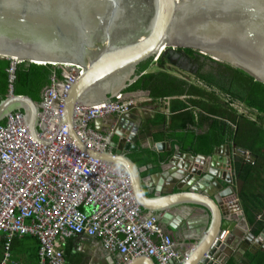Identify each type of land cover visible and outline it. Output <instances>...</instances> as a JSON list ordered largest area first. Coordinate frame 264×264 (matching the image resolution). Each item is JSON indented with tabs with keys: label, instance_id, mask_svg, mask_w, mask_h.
<instances>
[{
	"label": "water",
	"instance_id": "water-1",
	"mask_svg": "<svg viewBox=\"0 0 264 264\" xmlns=\"http://www.w3.org/2000/svg\"><path fill=\"white\" fill-rule=\"evenodd\" d=\"M176 49L194 50L264 83V0H0V57L84 67L67 94L62 122L69 125L80 149L126 172L138 203L177 242L185 237L189 248L193 246L187 254L181 252L184 261L178 264H227L230 258L244 264L243 254L262 242L251 232L234 234L233 219L242 207L230 168L232 157L244 151L224 144L207 156L178 147L165 159L171 144L155 143L150 136L142 145L143 124L132 112L110 121L108 126L116 125V133L104 150L90 149L75 129L76 106L107 102L127 92L147 73H138L140 64ZM140 92L127 93L139 97ZM41 107V101L10 90L0 97V123L21 110L29 132L39 139ZM104 122L96 119L95 128L101 130ZM147 146L160 155L165 178L155 189L160 194L153 197L145 191V167L131 157ZM189 204L208 208L210 216L181 225L171 215ZM224 231L229 235L222 240ZM122 264L156 261L141 256Z\"/></svg>",
	"mask_w": 264,
	"mask_h": 264
},
{
	"label": "built area",
	"instance_id": "built-area-1",
	"mask_svg": "<svg viewBox=\"0 0 264 264\" xmlns=\"http://www.w3.org/2000/svg\"><path fill=\"white\" fill-rule=\"evenodd\" d=\"M15 60L7 69L9 91L22 63ZM53 66L62 69V78L53 75L43 89L39 139L29 132L21 110L0 123V234L6 236L0 264L11 263L15 236L39 240V264H66L61 243L81 235L100 239L107 250L120 254L121 264L141 256L153 257L156 264L183 262L176 239L156 216L143 212L126 172L80 149L62 122L65 99L84 67ZM128 94L76 106L75 129L90 149L104 150L116 133L117 126L109 127L106 118L138 107L140 99ZM98 118L105 119L101 130L94 125ZM243 155L251 161L249 151ZM230 171L234 175L233 167ZM222 235L224 240L229 231Z\"/></svg>",
	"mask_w": 264,
	"mask_h": 264
},
{
	"label": "trees",
	"instance_id": "trees-1",
	"mask_svg": "<svg viewBox=\"0 0 264 264\" xmlns=\"http://www.w3.org/2000/svg\"><path fill=\"white\" fill-rule=\"evenodd\" d=\"M187 51L194 52L191 49ZM206 60L217 65L201 72V82L206 86L200 87L167 72L145 73L127 88V92L149 90L154 101L158 97L174 98L170 106L173 114L157 113L154 119L150 117L147 120L153 126L164 125L166 128L162 136H157L167 138L173 144V151L163 154L165 159L174 154L176 147L186 153L210 156L218 146L235 144L237 149L251 153L250 162L244 159L236 160L235 170L239 199L256 235L264 229V226L261 228V225H256L257 213L264 209V198L260 193L264 187V83L255 81L243 71L228 64L217 62L210 57H206ZM154 63L149 60L140 64L138 73L146 72ZM157 63L163 67L165 59L161 57ZM9 66L10 60L1 57V99L9 93ZM15 74L14 92L41 101L43 89L50 85L51 77L55 75L62 78V69L52 65L22 62L17 65ZM208 86L219 90L220 93L211 91ZM183 94L190 95L187 99L189 103L176 98ZM235 101L249 108L251 115L240 112L233 105ZM197 108L201 109L199 121ZM198 128H201L200 133ZM131 157L141 167L160 163V155L148 147L131 154ZM2 252L0 249V253ZM258 263L262 264V260Z\"/></svg>",
	"mask_w": 264,
	"mask_h": 264
},
{
	"label": "crops",
	"instance_id": "crops-1",
	"mask_svg": "<svg viewBox=\"0 0 264 264\" xmlns=\"http://www.w3.org/2000/svg\"><path fill=\"white\" fill-rule=\"evenodd\" d=\"M180 78L186 80L183 77ZM150 95L151 94H148V92H143L142 93L143 97L140 98L138 108H136L132 112L134 119L136 121L141 120L143 124L144 133H143V137L141 138L142 145H147L148 137L151 136L154 139L155 143L156 142L170 143L172 147L171 151H173V144L172 142H170V140H168L167 138L162 139L161 137H157L163 135L164 131L166 130L165 126L164 125L153 126L149 124L147 120L150 117L154 119L157 116V113H167L168 115L173 114L171 112L170 106L174 98L158 97L157 99H155L156 101H154ZM189 97L190 95L183 94L176 98L186 100L187 103H189V101L187 100V98ZM156 105H160V108H155ZM200 112L201 109L197 108L196 115L198 121L200 118ZM118 117L119 115H113L109 118H106L105 124L108 125L110 121H115V122L118 121L117 120ZM197 131L200 133L201 128H198ZM177 148L178 147H176V149ZM231 151L233 156V153L234 154L236 153L235 149L231 148ZM241 159H243L242 153L238 154V152H237V156L232 157L233 160L232 167L234 169L233 178L235 183L234 190L236 191L235 193L237 194L235 196H237L238 198H239V192H238L239 187L236 181L237 171L235 170V165H236V160H241ZM144 167L145 169L143 171V177L145 178V191L147 195L149 197H153L155 196V194H160V193H155V189L157 185H160L161 183H163V181H165L164 176L161 175L163 166L160 163H157V165L152 164ZM262 188L263 189L261 190L260 193L264 198V187ZM261 200L263 199L261 198ZM241 207H242V213L238 212V215H236L233 219L235 223L234 234L238 235L239 237L245 236V234H249L250 232L254 234L253 227L249 226L250 224L248 222V217L242 203H241ZM142 210L147 216L149 217L152 216L150 212L144 210L143 208ZM172 214L173 215L171 216L174 219L179 220L181 225H186L187 223H190L191 221L194 220L199 221L200 219L202 220L203 218L210 216L208 208L206 209L202 206H195V205L191 206V204L182 207L180 209H176ZM175 221L176 220H174V222ZM256 222H257L256 225H261V228L264 226V209L260 213H257ZM162 225L164 226L166 232L173 236V233L169 232L164 224ZM256 235L257 238L260 237L262 242L261 244L255 242L254 246L252 245V247L255 248V250L254 249L253 251L248 250L245 254H243L244 264H260L258 263V261L261 260H262V264H264V229L261 231V233H258ZM32 239L34 240L35 244L31 246L30 243ZM5 240H6L5 234L4 233L0 234L1 252L3 250V252L0 253V261L2 260L4 255ZM177 245L179 251L184 254H187L189 250L193 248V246L189 248L190 245L188 244V240L185 237L180 239V242H177ZM61 248L65 253L66 264H120V262L122 261V257L120 256V254L113 253L107 250L100 239L92 238L85 235H81L71 238L69 240H65V242L61 243ZM38 250H39V240L37 238H33L31 236H25V237L15 236L13 237L11 242L12 261L10 264H39ZM227 264H235L234 259L230 258Z\"/></svg>",
	"mask_w": 264,
	"mask_h": 264
},
{
	"label": "flooded vegetation",
	"instance_id": "flooded-vegetation-1",
	"mask_svg": "<svg viewBox=\"0 0 264 264\" xmlns=\"http://www.w3.org/2000/svg\"><path fill=\"white\" fill-rule=\"evenodd\" d=\"M206 57L207 56L200 55L199 52H196V51H194L193 53H190L187 50L176 49V51L170 52L167 57H164L165 62L166 61L170 62L169 65H163L162 67L160 64H158V66H161V70H160L161 72H166L164 68L165 66L166 67L169 66V67H174L179 70H185V71L191 72L195 74L196 76H198L199 79L201 80V77H200L201 72H206L210 70L211 66H214V67L217 66L216 63L206 60ZM157 73H160V72H157ZM171 75L175 76L173 74ZM138 91H141L140 92L141 94L143 92L150 93L149 90H138Z\"/></svg>",
	"mask_w": 264,
	"mask_h": 264
},
{
	"label": "rangeland",
	"instance_id": "rangeland-1",
	"mask_svg": "<svg viewBox=\"0 0 264 264\" xmlns=\"http://www.w3.org/2000/svg\"><path fill=\"white\" fill-rule=\"evenodd\" d=\"M157 62H158V60H157V61L155 60V63H154V64H153V65L147 70V73H157V72H161V71H160V70H161V66H158V63H157ZM169 63H170V62L166 61L164 65H169ZM211 67H212V66H211ZM164 69L166 70V72H169V73H171V74H173V75H175V76H178V77H183V78H185L187 81H189V82H193V83H195L196 85H198V86H200V87H201V86H206L205 83L201 82V80L199 79L198 76H196L195 74H193V73H191V72H188V71H185V70H179V69H176V68H174V67H169V66H167V67L165 66ZM208 89H210L211 91L216 90L218 93H220L219 90L214 89V88H212V87H209V86H208ZM141 97H143V96L140 95L138 98L140 99ZM187 99H188V98H187ZM142 103H144V102H142ZM233 105H234L235 107H237L238 110H239L240 112H243V113H245L246 115H251V113H250V109L247 108L244 104L240 103L239 101H235V102L233 103ZM137 108H138V107H137ZM155 108H160V105H156ZM242 157L244 158V155H243ZM33 244H35V242H34V240L32 239L30 245L32 246Z\"/></svg>",
	"mask_w": 264,
	"mask_h": 264
},
{
	"label": "bare ground",
	"instance_id": "bare-ground-1",
	"mask_svg": "<svg viewBox=\"0 0 264 264\" xmlns=\"http://www.w3.org/2000/svg\"><path fill=\"white\" fill-rule=\"evenodd\" d=\"M10 60L12 61V60H14V59H10ZM15 61H19V60H15ZM39 65H41V64H39ZM43 65H48V64H43ZM52 66H53V65H52Z\"/></svg>",
	"mask_w": 264,
	"mask_h": 264
},
{
	"label": "clouds",
	"instance_id": "clouds-1",
	"mask_svg": "<svg viewBox=\"0 0 264 264\" xmlns=\"http://www.w3.org/2000/svg\"><path fill=\"white\" fill-rule=\"evenodd\" d=\"M240 200V199H239Z\"/></svg>",
	"mask_w": 264,
	"mask_h": 264
}]
</instances>
